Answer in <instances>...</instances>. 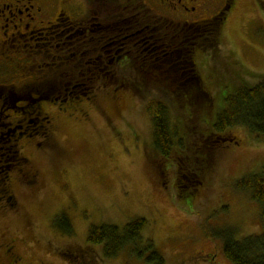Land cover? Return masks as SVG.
Masks as SVG:
<instances>
[{
	"label": "rangeland",
	"instance_id": "374dc122",
	"mask_svg": "<svg viewBox=\"0 0 264 264\" xmlns=\"http://www.w3.org/2000/svg\"><path fill=\"white\" fill-rule=\"evenodd\" d=\"M144 1L161 14L172 15L166 1ZM42 2L46 9L63 6L72 16L82 15L85 9L77 0ZM226 2L198 0L197 10L183 9L186 16L181 20L215 15ZM230 8L220 53L197 55L199 71L217 95L216 108L226 92L244 79L259 80L241 75L229 81L234 67L264 73V0H231ZM14 71V80L22 83L25 70L18 65ZM122 72L133 77L129 70ZM215 82H219L217 90ZM116 83L92 100L42 104L54 126L45 140L40 136L20 140L26 166L12 171L11 196L6 202L0 200V264H148L124 252L105 258L101 245L88 242L93 223L124 225L135 216L147 220L143 233L155 240L166 264H233L224 255L216 231L230 228L237 238L264 231L263 206L252 198L251 188L237 185L264 167V133L252 134L240 126L227 129L233 138L220 144L209 186L198 200L190 196L186 207L172 194L176 189L170 161L154 149L147 99L160 97L170 108L172 123L180 111L172 98L164 96L162 86L141 89L129 82L116 88ZM183 110L188 123L192 108L186 105ZM185 129L190 141H195L191 148L203 147L199 126ZM162 165L169 171H161ZM63 211L71 220L72 234L54 225Z\"/></svg>",
	"mask_w": 264,
	"mask_h": 264
},
{
	"label": "trees",
	"instance_id": "16d2710c",
	"mask_svg": "<svg viewBox=\"0 0 264 264\" xmlns=\"http://www.w3.org/2000/svg\"><path fill=\"white\" fill-rule=\"evenodd\" d=\"M120 1L98 0V3H111L115 7ZM260 1L262 3L263 0ZM223 21L224 15L220 13L194 23L165 22L160 29L163 31L160 59L155 61L154 53H150L144 60L151 67L139 69L141 72L159 73L161 81L150 78L148 86L142 87L162 86L160 89L165 93L164 96L172 98L180 111H176L177 123H172L170 108L160 97L147 99V109L154 126V149L161 158L170 161L176 189L172 194L176 202L186 207L190 196L193 200L197 199L209 186L220 144L233 138L227 129L240 126L252 134L264 133V73H257L245 66L240 69L234 67L229 81L241 75L259 80L251 82L244 79L243 83L226 92L220 107L216 108L217 95L199 71V53H220ZM73 64L71 61L66 62L63 68L48 71V78L42 75L33 80L30 71L25 70L28 72L25 82L0 85V200L3 202L11 196L8 195V182L12 171L26 166L27 158L20 148V140L23 137L46 138L49 135L51 118L42 112L41 104L50 97L68 96L77 89L72 88L76 84H80V88L85 86L81 84L79 76L74 74L76 67ZM99 86L97 84L94 90L91 87L85 95L80 91L77 94L81 93L84 98L96 97ZM213 88L217 90L219 82H215ZM186 105L191 106L193 114L189 115L191 119L188 123L182 114L185 113L183 109ZM195 125L199 126L204 144L201 148L196 145L193 149L191 147L195 141H190L189 130L185 126ZM161 168V171H169L163 165ZM237 185L239 188H251L252 198L264 208V167L259 172L247 174ZM146 224L147 220L142 216H135L124 225L108 221L93 223L88 232V242L101 245L105 258L124 252L148 264H166L165 255L155 240L144 235ZM54 225L65 234L73 233L71 220L65 211L55 217ZM229 229L216 231V236L222 240L224 255L233 264H264V231L237 238Z\"/></svg>",
	"mask_w": 264,
	"mask_h": 264
},
{
	"label": "flooded vegetation",
	"instance_id": "af4514ba",
	"mask_svg": "<svg viewBox=\"0 0 264 264\" xmlns=\"http://www.w3.org/2000/svg\"><path fill=\"white\" fill-rule=\"evenodd\" d=\"M77 1L85 5L79 16H72L70 11L66 12L65 7H57V4L48 5L46 9L42 0H0V75H8L5 80L0 78V85L19 84L14 80V69L18 65L29 70L33 80L42 75L48 78V71L63 68L64 63L71 61L76 67L74 74L85 86L71 85L77 89L68 96L50 97L46 101L92 100L96 97L84 98L83 95L91 87L94 90L97 84L100 85L98 93L115 82L116 88L134 82L143 89L150 78L161 81L158 72L140 70L151 67L144 60L150 53H154L155 61L160 59L163 46L160 29L164 23H194L208 18L181 20L186 16L183 9L188 13L197 10L198 0H172L177 1L174 4L163 0L166 6L173 8L172 15L155 11L144 0H121L115 7L111 3L101 5L98 0ZM230 6L231 0H227L216 14L221 13L225 19ZM123 70L131 71L133 77ZM27 74L21 79L22 83L28 80ZM77 91L84 94H77ZM42 104V112L51 118L50 136L54 123ZM117 104L121 105L119 101Z\"/></svg>",
	"mask_w": 264,
	"mask_h": 264
}]
</instances>
